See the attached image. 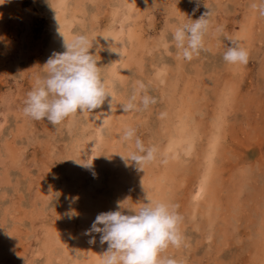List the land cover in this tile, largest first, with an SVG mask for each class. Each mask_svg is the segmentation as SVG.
Segmentation results:
<instances>
[{
	"label": "rangeland",
	"instance_id": "obj_1",
	"mask_svg": "<svg viewBox=\"0 0 264 264\" xmlns=\"http://www.w3.org/2000/svg\"><path fill=\"white\" fill-rule=\"evenodd\" d=\"M4 1L0 0V264H101L108 245L100 243L101 234L88 235L86 230L97 214L117 210L118 203L142 206L146 192L153 200L178 205L183 218L181 247L170 245L162 255L178 264H264V16L252 7L261 0H139L130 17V0H65L61 13L56 12L55 0ZM209 9L205 46L188 61L174 46L172 33ZM124 21H131L126 23L127 51L116 63L117 76L110 75L112 58L119 54L112 44L114 51H108L104 37L113 31L117 38L112 41H120ZM63 27L68 37L86 35L95 43L90 52L98 59L108 90H115L112 106L109 97L93 112L78 111L52 126L26 116L23 108L27 93L44 73L43 64L54 52L62 53L58 33ZM55 30L58 35L53 37ZM226 37L248 51L247 64L224 61L230 44ZM133 95L138 110L123 112L121 103ZM143 95L156 103L143 108ZM101 126V158L91 170L85 169L75 159L90 162ZM129 127L146 147L156 149L155 160L143 165L144 171L122 159L136 151L134 140L122 138ZM174 132L180 137L173 138ZM175 139L189 144L181 154L176 152L178 157L170 148ZM211 162L212 183L198 207V182ZM72 211L75 216L69 215ZM93 237L95 243H90Z\"/></svg>",
	"mask_w": 264,
	"mask_h": 264
},
{
	"label": "clouds",
	"instance_id": "obj_2",
	"mask_svg": "<svg viewBox=\"0 0 264 264\" xmlns=\"http://www.w3.org/2000/svg\"><path fill=\"white\" fill-rule=\"evenodd\" d=\"M252 7L258 8L259 14L264 16V0L260 4L254 3ZM209 15L210 9L173 31L174 46L181 51L184 59L191 61L204 48L205 36L210 27ZM59 34L63 37L65 51L54 52L43 64L44 73L36 78L33 88L27 93L23 108L26 116L37 121L47 120L52 126L59 125L78 111L93 112L109 97L112 106L113 99L104 82L98 59L90 52L95 43L86 35H78L69 40L61 31ZM225 39L230 44L223 54L224 61L232 65L247 64L248 51L231 38ZM108 50L114 51L111 46ZM140 87L144 88V85ZM154 103L155 98L149 95H143L139 101L145 109ZM120 108L123 112L138 110L136 96L122 102ZM122 138L125 142L134 140L136 148L127 157L121 155L122 159L126 165L135 162L138 169L144 171L142 166L156 158L155 147H146L136 136L135 129L130 127L123 130ZM75 162L85 169L93 168V159L86 163L75 159ZM145 201L138 208L118 203L117 210L97 214L86 234L99 233L100 243H107L101 264H178L176 259L162 255L170 245L179 248L183 242L180 232L183 218L177 211L178 205L153 200L147 192ZM122 209H128L132 214H124ZM69 215L75 216L76 213L72 211ZM90 243H95V237Z\"/></svg>",
	"mask_w": 264,
	"mask_h": 264
},
{
	"label": "bare ground",
	"instance_id": "obj_3",
	"mask_svg": "<svg viewBox=\"0 0 264 264\" xmlns=\"http://www.w3.org/2000/svg\"><path fill=\"white\" fill-rule=\"evenodd\" d=\"M4 1V0H3ZM121 1H123V0H121ZM120 1V2H121ZM139 0H130V3H129V5H128V10H129V14H128V17H130V16H132L133 15V13H132V9H134L135 7V4H137V2H138ZM141 1V0H140ZM5 2V1H4ZM76 2V1H75ZM2 3V2H1ZM55 5L57 6L56 7V12L57 13H59L62 9H63V7H64V4H65V0H55ZM67 3V2H66ZM120 4H122V3H120ZM69 5V4H68ZM123 7V6H122ZM55 12V13H56ZM61 13V12H60ZM54 16V15H53ZM60 16V15H59ZM62 16H63V14H62ZM62 16H61V18H62ZM86 16V15H85ZM55 17H56V15H55ZM128 17L126 18L125 17V19L126 20H128ZM60 18V19H61ZM87 18V17H86ZM52 20V19H51ZM125 20V21H126ZM125 21L122 23V29H121V31L119 32L120 34L119 35H121L122 37L121 38H118V39H120V41H112L114 38H117V36H116V33H114L113 31L111 32V31H108L106 34H105V37H109V39L108 40H106L105 39V41H106V46H108V45H110V46H114V49H115V51H117V52H119L118 54H119V57H117V58H115V59H113L114 58V56H113V58H112V61L114 60V62L112 63V65H111V69L113 70V72L112 73H110V75L111 74H113V75H116V73H117V64L116 63H118V61L120 60V58L123 56V54L125 53V49H126V44H125V36H128L129 34H130V31H129V27H128V24H126V23H128V22H130L131 23V21H127L126 23H125ZM52 22H54V21H52ZM56 23H60L61 21H58V19L55 21ZM130 25V24H129ZM94 27H96V26H94ZM172 27V26H171ZM66 29H67V27L66 28H64L63 27V30L61 31L69 40H71L73 37L71 36V37H68V34H67V31H66ZM95 29V28H94ZM50 30V29H49ZM96 31H97V29H96ZM116 31V30H115ZM91 32V31H90ZM129 33V34H128ZM59 34V33H58ZM57 32H56V30L54 31V35H53V37H56L57 35ZM132 34H133V32H132ZM137 34V33H136ZM135 34V35H136ZM60 35V34H59ZM137 36V35H136ZM111 38V39H110ZM139 39V38H138ZM59 41L61 42V44L63 45V48H62V52H64L65 51V48H64V43H63V37L60 35V39H59ZM136 41H134V43H135ZM137 43V42H136ZM141 43V42H140ZM112 44V45H111ZM138 44V43H137ZM139 45V44H138ZM116 47V48H115ZM98 50V49H97ZM105 50V49H104ZM109 51V50H108ZM108 51H106V52H108ZM126 51H127V49H126ZM110 52V51H109ZM114 53V52H113ZM117 56V55H116ZM102 57V56H101ZM183 65V64H182ZM166 66V65H165ZM114 67V68H113ZM159 68H162V67H159ZM166 69V68H165ZM162 71H163V68H162ZM159 71H157V73H158ZM165 72V71H164ZM120 73V72H119ZM119 73H118V75H119ZM108 74V73H107ZM109 75V74H108ZM161 75V74H160ZM117 76V75H116ZM115 76V77H116ZM114 77V76H113ZM120 77V76H119ZM112 78V77H111ZM112 80H113V78H112ZM106 82H107V80H105ZM111 82V81H110ZM108 85H109V83H108ZM112 86V85H111ZM114 86V85H113ZM113 86H112V88H110V89H113ZM108 88V87H107ZM115 90V89H114ZM114 90L112 91V90H110V91H112V94H113V92H114ZM172 90V89H171ZM116 92V91H115ZM173 92V91H172ZM175 92V91H174ZM113 97V96H112ZM109 100H110V98H109ZM173 101V100H172ZM109 102V101H108ZM108 105V104H107ZM108 109H110L109 107H108ZM109 111V110H108ZM178 111V110H177ZM180 111V110H179ZM188 111V110H187ZM181 112V111H180ZM189 112V111H188ZM191 112V111H190ZM112 114V113H111ZM193 114V113H192ZM91 115H93V114H91ZM95 115V114H94ZM182 115V114H181ZM183 118V117H182ZM180 119H181V117H180ZM104 120V119H103ZM111 122H112V120H111ZM111 122H109V123H111ZM176 122V123H175ZM174 123L177 125V126H179L180 124H177L178 122L177 121H175ZM107 122H105V124H106ZM174 123H172V124H174ZM114 124V123H113ZM170 124V123H169ZM171 124V125H172ZM187 124V123H186ZM181 126V125H180ZM184 126H186V125H184ZM219 126V125H218ZM104 127V126H103ZM102 126H101V129H100V131H99V138H98V141H97V144H93L94 146L92 147L94 150H93V153L91 154V156H90V161L93 159V165H94V163H95V161H96V159H97V157H100V154H99V152L102 150V149H100V146H99V142H100V139H101V137H104L103 136V130H102V128H103ZM169 127V126H168ZM176 127V126H175ZM167 128V127H166ZM171 128V127H170ZM178 128V127H177ZM177 128H173L174 130L175 129H177ZM186 128H187V126H186ZM93 129V128H92ZM107 129V128H106ZM119 129H120V127H119ZM172 129V128H171ZM182 129V128H181ZM180 129V130H181ZM185 129V128H184ZM187 129H189V128H187ZM91 130V129H90ZM121 131V130H120ZM176 131V130H175ZM185 131V130H184ZM122 132V131H121ZM182 132V131H181ZM190 133V132H189ZM87 135V134H86ZM121 135V134H120ZM174 136H173V138L175 137V138H179L180 136L177 134V133H175L174 132V134H173ZM185 135V134H184ZM80 136V135H79ZM107 136V135H106ZM159 136V135H158ZM186 136V135H185ZM97 138V137H96ZM168 138H170V137H168ZM167 138V139H168ZM76 139V138H75ZM117 139H118V137H117ZM181 139V138H180ZM180 139H175L174 141H172L171 142V145L172 146H170V148H173L174 147V149H175V153L176 152H179L180 150H181V152H182V150L183 149H185L186 148V146H189V144H186V145H183V143H185V142H183V139H182V141L180 142ZM113 140H115V139H113ZM119 140V139H118ZM186 140H187V137H186ZM168 141V140H167ZM189 141V140H188ZM80 142V141H79ZM196 142V141H195ZM208 142V141H207ZM79 145V144H78ZM78 145H77V147H78ZM101 145V144H100ZM106 145V144H105ZM121 145H122V143H121ZM90 146V145H89ZM102 146V145H101ZM74 147V146H73ZM91 147V146H90ZM102 147H105V146H102ZM91 148V149H92ZM193 148V147H192ZM207 148V147H206ZM75 149V148H74ZM212 149H214V148H212ZM78 150V149H77ZM100 150V151H99ZM169 150V149H168ZM167 150V151H168ZM215 150H216V145H215ZM215 150H214V152H215ZM169 151H171V150H169ZM174 151V150H173ZM211 151V150H210ZM109 152V151H108ZM207 152V151H206ZM79 153V152H78ZM86 153V152H85ZM111 153V152H110ZM168 153V152H167ZM166 153V154H167ZM172 153V152H171ZM171 153H168V154H171ZM188 153H190L188 150H187V154ZM205 153V152H204ZM216 153V152H215ZM214 153V154H215ZM98 154H99V156H98ZM112 154V153H111ZM179 154H181L180 152H179ZM183 154V153H182ZM184 154H185V151H184ZM209 154V153H208ZM214 154H212V155H214ZM119 155V154H118ZM114 156V155H113ZM112 156V157H113ZM116 156V155H115ZM120 156V155H119ZM174 156H177V153H176V155H173V157ZM179 156V155H178ZM177 156V157H178ZM181 156V155H180ZM184 156H186V155H184ZM102 157H103V155H102ZM188 157V156H187ZM215 157V156H214ZM101 158V157H100ZM104 158H106V157H104ZM172 158V157H171ZM179 158H181V157H179ZM185 158V157H184ZM77 159V158H76ZM99 159V158H98ZM103 159V158H102ZM115 159H116V157H115ZM208 159V158H207ZM74 160V159H73ZM83 160V159H82ZM169 160H171V159H169ZM177 160H178V158H177ZM176 160V161H177ZM180 160V159H179ZM186 160V159H185ZM101 161V160H100ZM106 161V160H105ZM113 161V160H112ZM208 161V160H207ZM98 162V161H97ZM108 162V161H107ZM113 162H115V161H113ZM170 162V161H169ZM175 162V161H174ZM174 162L172 163V165H174ZM213 162H214V160H213ZM213 162H211V164H209L208 165V167H207V169L205 170V172H204V174L202 175V177H201V179L199 180V182H198V190H197V192H196V204H197V206L199 205L198 203H197V201H199V199L200 198H203V197H205L206 196V194H207V192H208V190H209V183H212V182H209L211 179H210V174H211V172L210 171H212L211 170V165H212V163ZM99 163V162H98ZM109 163V162H108ZM102 164V163H101ZM104 164H107V163H104ZM115 164L117 165V162H115ZM115 164H114V166H115ZM169 164V163H168ZM109 165V164H108ZM177 165H178V163H177ZM207 165V164H206ZM101 166V165H100ZM169 166H170V164H169ZM78 167V166H77ZM104 167V166H103ZM167 167V166H166ZM171 167V166H170ZM200 167V166H199ZM99 168V167H98ZM102 167H100V169H101ZM120 167H118V169H119ZM214 168V167H213ZM77 169V168H76ZM95 169V168H94ZM109 169H110V167H109ZM108 168H107V170H109ZM124 169V168H123ZM176 169V168H175ZM111 170V169H110ZM116 170V169H115ZM125 170V169H124ZM76 171V170H75ZM78 171V170H77ZM100 171V170H99ZM99 171H97L96 173H100ZM102 172H104V171H102ZM214 172V171H213ZM109 173H110V171H109ZM121 173V172H120ZM82 174V173H81ZM85 174V173H84ZM90 174V173H89ZM103 174V173H102ZM163 174H164V172H163ZM109 175V174H108ZM115 175V174H114ZM165 175H166V173H165ZM164 175V176H165ZM123 176V175H122ZM149 176V175H148ZM84 177V176H83ZM94 177V176H93ZM115 177H117V175L115 176ZM127 177V176H126ZM114 178V177H113ZM85 179V178H84ZM90 179H91V177H90ZM151 179V178H150ZM102 180H103V178H102ZM109 180V179H108ZM148 180H149V178H148ZM81 181V180H80ZM83 181V180H82ZM215 181V180H214ZM100 182H102V181H100ZM110 183H111V180L109 181ZM114 182V181H113ZM124 182V181H123ZM153 183L154 181H150V183ZM85 183V182H84ZM88 183H91V182H88ZM93 183V182H92ZM91 183V184H92ZM155 183H156V181H155ZM214 183V182H213ZM101 184V183H100ZM99 184V185H100ZM109 184V183H108ZM112 184V183H111ZM93 185V184H92ZM98 185V186H99ZM107 185V184H106ZM119 185V184H118ZM120 185H121V183H120ZM110 187H111V185H109ZM124 186V185H123ZM154 186V185H153ZM211 186V185H210ZM89 187V186H88ZM122 187V186H121ZM141 187V186H140ZM148 187V186H147ZM97 188V187H96ZM149 188V187H148ZM147 188V189H148ZM160 188V187H159ZM90 189V188H89ZM107 189V188H106ZM109 189V188H108ZM86 190V189H85ZM91 190V189H90ZM95 190V189H94ZM149 190V189H148ZM214 190V189H213ZM212 190V191H213ZM119 191V190H118ZM122 191V190H121ZM158 191V190H157ZM156 191V192H157ZM96 192V191H95ZM159 193V192H158ZM98 194V193H97ZM100 194V193H99ZM98 194V195H99ZM146 194V193H145ZM144 194V195H145ZM102 195V194H101ZM143 195V196H144ZM193 195V194H192ZM214 195V194H213ZM91 196V195H90ZM208 196V195H207ZM206 196V197H207ZM211 196V195H210ZM94 197V196H93ZM96 197V196H95ZM94 197V198H95ZM91 198H92V196H91ZM212 198V197H211ZM264 198V197H263ZM99 199V198H98ZM97 199V200H98ZM193 199V201L195 202V200ZM205 199V198H204ZM140 200V199H139ZM143 200V199H142ZM141 200V201H142ZM207 200H208V198H207ZM206 200V201H207ZM210 200V199H209ZM145 201V200H144ZM205 201V200H204ZM212 201V200H211ZM86 202H87V200H86ZM92 202V201H91ZM104 202V201H103ZM102 202V203H103ZM209 202V201H208ZM208 202H206L207 204H208ZM216 202V201H215ZM109 203V202H108ZM141 203V202H140ZM88 204H89V202H88ZM91 204V203H90ZM143 204V203H142ZM213 204V203H212ZM92 205V204H91ZM112 205V204H111ZM193 205H195V204H193ZM83 206H84V204H83ZM201 206V205H200ZM94 207V206H93ZM193 207V206H192ZM199 207V206H198ZM197 207V209H199ZM207 207V206H206ZM262 207V206H261ZM85 209H86V206L84 207ZM106 208H108V206L106 207ZM263 208V207H262ZM95 209V208H94ZM197 209H195L196 210V212H197ZM264 209V208H263ZM86 210H88V209H86ZM91 210V209H90ZM112 210V209H111ZM92 211V210H91ZM106 211V210H105ZM98 212V211H97ZM102 212V211H101ZM196 212H194V215L196 214ZM88 213V212H87ZM94 213V212H93ZM96 213V212H95ZM99 213V212H98ZM193 215V216H194ZM263 216V215H262ZM262 216H260L261 218H263ZM258 219H260L259 218V216H258ZM91 221H93V220H91ZM261 222V221H260ZM83 223H85V222H83ZM261 224V223H260ZM88 226H89V224H88ZM87 228V227H86ZM263 229H264V226H263ZM264 231V230H263ZM62 235V234H61ZM58 238V237H57ZM63 239V238H62ZM257 239V238H256ZM65 240V239H64ZM73 240V239H72ZM69 245H70V243H69ZM68 247V246H67ZM69 250V249H68ZM61 251V250H60ZM58 256V255H57ZM60 256V255H59Z\"/></svg>",
	"mask_w": 264,
	"mask_h": 264
}]
</instances>
